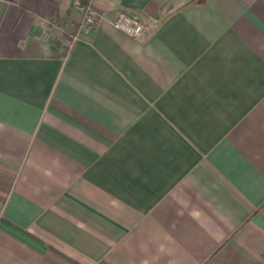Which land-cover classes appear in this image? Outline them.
<instances>
[{
    "label": "crops",
    "instance_id": "crops-1",
    "mask_svg": "<svg viewBox=\"0 0 264 264\" xmlns=\"http://www.w3.org/2000/svg\"><path fill=\"white\" fill-rule=\"evenodd\" d=\"M77 1L0 0V264H264V0Z\"/></svg>",
    "mask_w": 264,
    "mask_h": 264
},
{
    "label": "built area",
    "instance_id": "built-area-1",
    "mask_svg": "<svg viewBox=\"0 0 264 264\" xmlns=\"http://www.w3.org/2000/svg\"><path fill=\"white\" fill-rule=\"evenodd\" d=\"M76 7L81 11V27L87 30L97 29L103 16L94 6L78 0ZM112 23L115 27L137 38H142L148 27V21L143 15L126 11L120 12Z\"/></svg>",
    "mask_w": 264,
    "mask_h": 264
}]
</instances>
